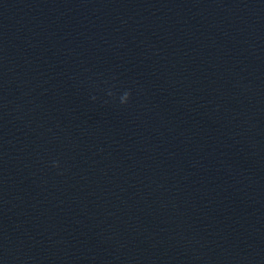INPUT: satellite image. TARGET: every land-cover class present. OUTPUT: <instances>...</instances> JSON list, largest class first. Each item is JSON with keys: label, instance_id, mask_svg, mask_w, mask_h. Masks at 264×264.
I'll return each mask as SVG.
<instances>
[{"label": "water", "instance_id": "1", "mask_svg": "<svg viewBox=\"0 0 264 264\" xmlns=\"http://www.w3.org/2000/svg\"><path fill=\"white\" fill-rule=\"evenodd\" d=\"M0 59L196 263L264 264V0H0Z\"/></svg>", "mask_w": 264, "mask_h": 264}, {"label": "clouds", "instance_id": "2", "mask_svg": "<svg viewBox=\"0 0 264 264\" xmlns=\"http://www.w3.org/2000/svg\"><path fill=\"white\" fill-rule=\"evenodd\" d=\"M130 97V92H125L121 97H120V102L121 104H126L129 100ZM58 166V165H57Z\"/></svg>", "mask_w": 264, "mask_h": 264}]
</instances>
